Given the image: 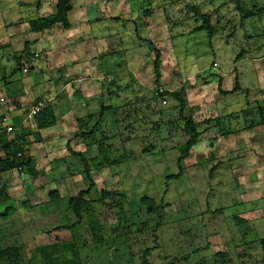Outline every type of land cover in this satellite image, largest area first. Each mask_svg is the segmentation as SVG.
Wrapping results in <instances>:
<instances>
[{"label": "rangeland", "instance_id": "1", "mask_svg": "<svg viewBox=\"0 0 264 264\" xmlns=\"http://www.w3.org/2000/svg\"><path fill=\"white\" fill-rule=\"evenodd\" d=\"M159 2L167 17L168 31L161 37V45L156 39L158 34L149 41L157 49L161 46L160 76L179 82L177 89L185 91L198 90L203 81L208 82L203 86L206 91H198L208 105H200V101L196 104L194 100L199 97L195 99L192 91L185 97L187 103L193 102L194 110H202L200 130L208 128V138H216H207L195 146L179 174V146L188 139L183 132L185 123L179 118L181 109L175 100L164 96L166 102L162 104L154 95L156 53L143 40H137L132 31L125 37L138 41L143 48L130 47L115 55V68L123 76L136 79L132 87L138 95L127 85L129 95L125 92L120 103L128 96L129 108L123 103V108L112 110L100 125L88 127L90 135L84 143L89 149V143L95 142L96 155H87L95 187L86 198L82 221L76 222L67 199L90 183L81 159L67 162L60 141V146H54L60 149L56 156L62 155L65 161L53 165L52 170L49 164L39 161V176L14 170L0 177V197L5 198L0 203V248L10 246L18 252L16 257L0 258V264H65L73 252L64 247L72 244L82 264H264L258 241L264 238V147H258L251 137L238 148L236 139L220 135L223 130L236 131L244 124L258 127L261 122L256 106L263 99L258 101L262 86L258 81V58L262 60L264 56V0H158L156 7ZM73 3L75 8L93 11V19L100 15L95 7L101 6L98 0ZM148 8L147 0H124L117 11L130 10L131 18L138 19L141 27L140 15ZM101 10L108 15L112 9L105 4ZM20 11L21 14L8 11L6 18L15 21L19 15L30 19L50 15L55 12V4L34 14L28 9ZM205 20L212 27L211 37L207 30L199 29ZM137 31L146 38L144 30ZM123 33L119 31L124 40ZM22 39L26 41L27 36L24 34ZM117 45L122 46L121 41ZM5 50L0 51L4 59L13 53ZM30 63L24 62L23 66L34 72ZM28 72L23 74L13 59L6 66L2 62L0 85L6 76L35 77ZM226 75L232 79H226L223 85L228 86L232 80L235 83L236 79L239 93L221 98L215 83L219 76ZM147 87L153 91L145 93ZM2 93L6 94L4 89ZM133 107L138 114L130 115ZM216 111L219 124L204 123L216 118ZM208 112H213L212 118ZM226 113L235 114L226 117ZM177 174L178 178L168 179ZM102 191L111 196L103 201L113 205L118 219L115 228L105 219ZM53 192L59 193L60 201L50 200ZM144 197L155 200L158 213L148 212L140 201ZM44 248L47 254L53 250L58 253L45 260Z\"/></svg>", "mask_w": 264, "mask_h": 264}, {"label": "crops", "instance_id": "2", "mask_svg": "<svg viewBox=\"0 0 264 264\" xmlns=\"http://www.w3.org/2000/svg\"><path fill=\"white\" fill-rule=\"evenodd\" d=\"M98 1L101 6L108 4L109 8L112 9L108 15H104L105 12L101 10V6H95L98 8L100 15L93 19V11L88 13L84 9L75 8L76 4L73 3L75 0H72L73 8L68 15V29L56 25L43 32L33 33L29 30L28 25L29 21L33 19L19 15L15 21H8L6 18L8 11H19L21 14L20 9H28L30 13L34 14V11L48 10L54 4L56 10L57 0H54V2L51 0H0V51L7 49L5 50L6 53L8 51L13 52L7 55L6 59H4V54H1L0 63L4 62L6 66L13 59L22 69L24 62L26 65L31 62L30 64L34 65V72H30L29 69L30 73L28 72V74L35 76L34 78H31L32 76H21L19 78L6 76L4 83L0 85V97L5 98L7 103L0 104V111L11 116L14 125L18 128L17 135L21 134V132L27 135L26 154L32 160L37 176L40 175L38 172L39 161L49 164L51 170L53 165L65 161L62 160V155L60 158L56 156L60 149L54 146H60V141L64 144L66 157H68L67 162L76 159V157L69 154L67 146L74 152L80 153L86 159H88L87 155H96V151L93 149L95 142L89 143L91 146L89 149L84 143V138L90 134L91 126L94 123H99L98 125H100V121L105 120L113 109L118 111L123 108V103H125L126 108H129L128 96L123 99L124 102L120 103V99L121 97L123 98V95L125 96V92L128 94L125 89L127 85L134 95H138L132 87V82L136 81V79L129 75L123 76V72H119V68H115V55L125 53V51L130 50V47L135 49L143 48L142 44H137L138 41L127 38L132 31L135 32L132 34H135L137 40V30L139 29L144 30V37H146L144 39L150 40L149 37L151 38L152 35L156 36L158 34L156 39L160 45L163 43V38L161 39V37L167 34L169 27L167 26V17L160 2L156 7L157 4L155 3L158 0H147L150 14L147 17H144L143 14L140 15V19L142 18L143 20L141 27L138 19L131 18L132 12L130 10L128 12L117 11L120 7V2L123 4L124 0ZM154 7H156V10ZM37 14L36 16H38ZM119 31H125L123 33L124 40L123 37H120ZM24 34L27 36L26 41L22 39ZM58 39L61 41H58ZM51 40H53V43ZM119 41H121L122 46L117 45ZM53 45L55 46L54 48H52ZM89 46H92V49H89ZM97 49H99L98 54ZM158 49L161 51V46ZM261 58L263 59L260 60L258 58V81L260 86L262 85L261 89L258 90V101L262 97V104L264 105V56ZM15 71H13V74ZM228 78L232 79L230 75L219 76L217 78L218 81L215 83L217 89V83L221 80V89L231 92L235 88V83H232L233 80L229 82L228 86L223 85ZM123 83L125 84L124 87H120ZM202 83L205 85L208 82L203 81ZM167 84L170 87H167ZM159 85L169 91H175L178 90L177 88L180 84L177 81L169 82L161 77ZM204 85H201L198 90L188 88L185 94L192 91L195 99L199 97L194 100L196 104L200 101V105H208V101L202 98L203 93L199 96V92L206 91V87L203 88ZM191 87L195 86L192 85ZM1 88L5 90V95L2 93ZM183 89L185 90V88ZM151 90L153 91V89L147 87L145 93ZM195 90L196 92H194ZM231 95L221 94L220 96L221 98H227ZM136 98L138 100V97ZM37 105H40L41 110L45 106L53 108L56 117L55 126L38 129L34 120L27 126L21 125L25 114L29 112L31 107ZM193 105V102H191V104L188 103L187 107L190 109L191 106L193 108ZM192 108L190 111L197 124L199 123L198 119L202 110L199 108L194 110ZM244 112L246 113L247 110L245 109ZM102 113L103 117L100 118ZM208 113L210 118H212L211 113L213 112ZM216 113V117L220 116L217 111ZM227 114L224 116H233L235 113ZM83 121H86V123H83ZM240 128L242 130L228 135L229 138H233V141L234 139L237 140L234 143L237 144L238 148L245 146L251 137H253V140L255 139L258 147H264V126L258 124V127L247 129L246 124H244ZM72 132H74L73 137L70 135ZM227 137H223V139ZM207 138L206 133L201 135L199 144ZM213 138H216V136L208 139L212 141ZM75 145H79L80 149L76 148ZM258 155L262 156V154ZM9 172L11 171L1 173L0 177Z\"/></svg>", "mask_w": 264, "mask_h": 264}, {"label": "trees", "instance_id": "3", "mask_svg": "<svg viewBox=\"0 0 264 264\" xmlns=\"http://www.w3.org/2000/svg\"><path fill=\"white\" fill-rule=\"evenodd\" d=\"M72 8H73L72 7V0H57L55 13H53L51 15L38 17L36 19L30 20L28 23L29 30L33 33H39V32H43L45 30L51 29L52 27H54L56 25H60L64 29H68L69 28L68 15L72 11ZM142 14L144 17H147V15L150 14V9L148 8V9L144 10L142 12ZM203 17H205V16H203ZM203 26H204L203 28H199V29L207 30L208 35L211 37L212 27L210 26L209 21L205 20V23ZM137 36H138V39L143 40L144 43H146L148 45V47L151 50L155 51V53H156L153 65H154L155 78H156L155 81H156L157 86L154 90V95L160 99L161 103L163 100L165 101L164 96H167V97L171 98L172 100H175L179 104V108L181 109L179 111V118L185 123L184 127H183V132L188 136V139L186 140V142L183 145L179 146L180 148H179V156L177 159V165L179 168V174H181L183 172V169H182L183 163L191 157V154H192L191 151L193 150V148L195 146H197L200 143L201 135L205 134L206 131L208 130V128H201V130H200V127L198 126L199 124L198 123L196 124L195 120L193 119L192 112L187 107L188 103H187V100L185 97L186 96L185 90L183 88L175 90V91H169V90L165 89L164 92L158 93L157 89L163 88L159 85V80L161 78L160 73H159V68L161 65V52L159 49H157L154 46V44L151 41H149L148 39H143L139 35H137ZM238 89H239L238 88V82L235 79V88L231 92L223 91L221 89V80H219L218 90L222 95L233 94V93L239 91ZM135 102L137 105L138 100L135 99ZM143 105H145V104H143ZM256 107L258 109V114L260 115V118H261V122L259 125L264 126V105L261 104V105H258ZM175 108H177V107L175 106ZM114 110L115 109H113V111ZM136 111H138V110H136V107H134L132 112L130 113V115L136 114L137 113ZM230 116H232V115H230ZM101 117H103V113L100 115V118ZM219 118H220V116L214 118L213 120L209 119L204 123L207 124V123H211L212 121H217V123L219 124ZM33 120H34V123L38 129L50 128V127L55 126V124H56L55 113H54V110L51 106L43 107L42 110H40L38 112V114L34 117ZM98 124H96V125H98ZM253 128H255V126H248L247 127V129H253ZM240 130H242V129L239 128L236 131L235 130L230 131L229 129L223 130V132L220 135H222L223 137H227L228 135L235 133V132H238ZM26 137H27V135L24 134V132L23 133L21 132V134H18L17 137L15 138V140L12 142V145H11V143L10 144L4 143V145H3L4 158L2 160H0V174L4 173V172L12 171V170H17V171L23 170L32 176H37V172L34 168L32 160L26 154V149H25V145H27L26 144ZM112 137H114V136H112ZM106 138H108V136H106L105 139ZM11 146L13 147L12 149H11ZM67 151L69 152V154L71 156L81 159V161L83 163V169H84V172L86 175V180H88L90 183L89 186L85 190L78 191L76 195L69 196V198L67 199V204L69 206L68 208L71 210L73 216L76 219V222L79 224L80 221H82V219H83V210L86 209V205L88 203L86 198L90 196L92 190L95 187V184H94L93 180L91 179L90 172H89V166H88L89 159L83 158L80 153L74 152L69 146H67ZM18 153H21V157H17ZM179 174L174 175V176H169L168 179L178 178L180 176ZM49 198L51 201H60L61 200V196H59L58 192L51 193L49 195ZM110 198H111V196L107 191L101 192V194H100V200L101 201L106 200V199H110ZM4 199H5L4 197H0V203H2ZM140 201L143 205H145L147 207L149 213H153V212L158 213L159 212V208L156 207V202L154 199L144 197ZM52 204H54V203L52 202ZM24 205L27 206L28 204L25 203ZM11 210H13V209H11ZM103 212H104V216H105V219L107 221V224L112 228L117 227L118 219H117L116 214L114 212L113 205L111 203H106L103 201ZM7 213L8 212L6 211L4 214H2V216L6 215ZM65 228H67V227H65ZM258 241L260 243V247L262 249V252L264 253V238H261V239L259 238ZM64 248H67L68 250L73 252V257L71 259H69L68 261H66L65 264H82V261L80 260V256L78 255L79 251L76 250L75 244L65 246ZM42 250H43L42 251L43 258L45 260H50L52 258V255H55L58 253L57 251L53 250L52 254H47L46 253L47 251H45L46 248H44ZM17 253H18L17 250L13 247H10V246L0 248V258H3V259L16 257Z\"/></svg>", "mask_w": 264, "mask_h": 264}, {"label": "built area", "instance_id": "4", "mask_svg": "<svg viewBox=\"0 0 264 264\" xmlns=\"http://www.w3.org/2000/svg\"><path fill=\"white\" fill-rule=\"evenodd\" d=\"M37 57V56H35ZM32 60H34L32 58ZM29 71V68L26 66H23L22 72L27 73ZM158 93H162L165 91L163 88L157 89ZM6 99L3 97H0V104H6ZM162 104H165V101H162ZM40 105L33 106L29 110V112L22 118L21 125L27 126L31 121H33L34 117L38 114L40 111ZM17 129L14 125V122L12 121V118L7 113L0 112V160L4 158V150L3 145L4 143L12 145V142L17 137ZM13 147L11 146V149ZM17 157H21V153H18Z\"/></svg>", "mask_w": 264, "mask_h": 264}]
</instances>
